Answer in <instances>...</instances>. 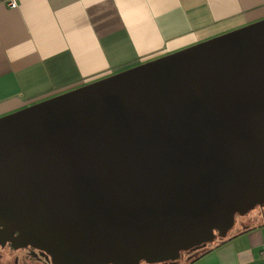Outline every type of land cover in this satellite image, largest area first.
I'll use <instances>...</instances> for the list:
<instances>
[{"label":"water","instance_id":"95a60500","mask_svg":"<svg viewBox=\"0 0 264 264\" xmlns=\"http://www.w3.org/2000/svg\"><path fill=\"white\" fill-rule=\"evenodd\" d=\"M264 207V19L0 117V234L52 264H177Z\"/></svg>","mask_w":264,"mask_h":264},{"label":"crops","instance_id":"0c3cea01","mask_svg":"<svg viewBox=\"0 0 264 264\" xmlns=\"http://www.w3.org/2000/svg\"><path fill=\"white\" fill-rule=\"evenodd\" d=\"M0 0V117L264 19V0ZM177 264H264V214Z\"/></svg>","mask_w":264,"mask_h":264},{"label":"flooded vegetation","instance_id":"af4514ba","mask_svg":"<svg viewBox=\"0 0 264 264\" xmlns=\"http://www.w3.org/2000/svg\"><path fill=\"white\" fill-rule=\"evenodd\" d=\"M243 217L244 216H240V215L236 216L235 225L232 228V230L236 228L237 223ZM0 230H1V227H0ZM203 249H200L198 251H201ZM198 251H194V252L197 253ZM8 256H9L8 261L11 264H52L47 259L46 255L43 254L39 249H36L31 246L17 247L15 243L9 239V237L0 234V261H3Z\"/></svg>","mask_w":264,"mask_h":264},{"label":"rangeland","instance_id":"374dc122","mask_svg":"<svg viewBox=\"0 0 264 264\" xmlns=\"http://www.w3.org/2000/svg\"><path fill=\"white\" fill-rule=\"evenodd\" d=\"M260 212L264 214V208L261 207V206H258L256 209L251 210L247 215H245L244 218L247 219V218H249V217H251V216H254V215H256V214H258V213H260ZM236 231H237V229H234V230L230 231V234H233V233H235ZM220 240H221V239H216L214 243L219 242ZM212 244H213V243H212ZM182 255L187 256L186 253H184V252H183ZM183 258H184V256H182L181 259H183ZM8 259H9V256H8L6 259H4L3 261H0V264H11V263H9ZM141 264H148V263H146V262H142Z\"/></svg>","mask_w":264,"mask_h":264},{"label":"built area","instance_id":"2783aa9c","mask_svg":"<svg viewBox=\"0 0 264 264\" xmlns=\"http://www.w3.org/2000/svg\"><path fill=\"white\" fill-rule=\"evenodd\" d=\"M8 5H9V6H12V7L16 6V5H17L16 0H10V1L8 2Z\"/></svg>","mask_w":264,"mask_h":264},{"label":"trees","instance_id":"16d2710c","mask_svg":"<svg viewBox=\"0 0 264 264\" xmlns=\"http://www.w3.org/2000/svg\"><path fill=\"white\" fill-rule=\"evenodd\" d=\"M219 239H221L220 241L222 242V241L225 240L226 238H219Z\"/></svg>","mask_w":264,"mask_h":264}]
</instances>
